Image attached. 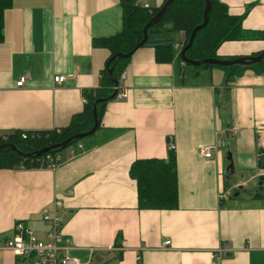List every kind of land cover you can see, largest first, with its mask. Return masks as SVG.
I'll return each instance as SVG.
<instances>
[{"label":"crops","instance_id":"0c3cea01","mask_svg":"<svg viewBox=\"0 0 264 264\" xmlns=\"http://www.w3.org/2000/svg\"><path fill=\"white\" fill-rule=\"evenodd\" d=\"M163 2L138 0L152 9ZM220 2L235 16L254 5L243 29L264 31V0ZM4 23L0 138L67 127L83 111L85 92L100 87L110 52L93 47V40L122 31L121 0H13ZM263 52V40H244L224 43L217 55L232 61ZM176 69V63H158L153 49L138 50L121 84L127 98L107 105L96 140L111 131H121L118 136L78 155L67 148L56 168L0 170V264L17 262L5 248L15 225L26 222L41 233V212L56 200L63 203L70 255L83 264H264L258 180L264 74L247 70L228 89L222 70L187 68L178 77ZM56 76L68 79L58 85ZM23 77L25 86L17 87ZM223 120L230 125L228 147L207 159L199 151L215 143ZM171 139L179 209L139 210L131 166L167 159ZM225 245L231 253L220 259Z\"/></svg>","mask_w":264,"mask_h":264},{"label":"trees","instance_id":"16d2710c","mask_svg":"<svg viewBox=\"0 0 264 264\" xmlns=\"http://www.w3.org/2000/svg\"><path fill=\"white\" fill-rule=\"evenodd\" d=\"M167 1L164 0L161 7L152 9L141 7L138 0H121L123 8L122 31L111 37L93 40V47L109 50L110 56L101 72L100 87L84 94L83 111L75 114L70 124L61 129L15 131L1 137L0 170H36L48 168L51 164L59 165L57 156L64 151L63 149L53 150L42 156H38V152L61 144L76 135L91 131L95 125V106L100 121L98 130L89 137L73 141L69 147L83 144L85 151H89L118 136L121 131H111V136H106L102 141L96 140V135L102 129L101 122L107 105L117 99V96L114 99H110V97L118 90V87L121 89L122 77L132 56L142 48L153 49L158 63H176L178 77H183L187 68L194 69L196 73L203 70H222L225 74V87L228 89L247 70L264 74V60L252 66L226 67L212 64L198 67L184 61L182 51L187 47L194 29L204 22L205 0H174L162 20L148 30L147 42L138 48L144 40L145 26L160 12ZM210 1L212 7L208 24L197 33L192 47L185 54L189 62L220 60L217 52L226 42L264 41V31L243 29V21L254 5H250L243 15L235 16L220 0ZM12 5L13 0H0V44L5 39V14ZM117 54L130 56L114 59ZM114 80L119 82L118 87L115 86ZM101 99L105 101L98 103V100ZM24 134L26 138L23 137ZM48 156L52 157V162L47 161ZM130 176L137 183L139 210L172 211L179 209V176L175 151H169L167 159L135 161L131 166ZM121 245L119 240L117 246L122 247Z\"/></svg>","mask_w":264,"mask_h":264},{"label":"built area","instance_id":"2783aa9c","mask_svg":"<svg viewBox=\"0 0 264 264\" xmlns=\"http://www.w3.org/2000/svg\"><path fill=\"white\" fill-rule=\"evenodd\" d=\"M145 8H150L145 5ZM68 78L66 76H56L54 81L58 85H62ZM122 77L121 84L123 82ZM28 78L23 77L17 82V87H24ZM118 99H126L127 93L121 91L118 87ZM26 138V135L23 136ZM260 148L264 149V132L258 133ZM230 139V125L227 121H222L221 129L216 132L215 143L212 146L201 148L199 153L207 158L213 159L215 155L222 149L228 147ZM72 148V154L78 155L85 151L83 144H77ZM176 146L171 139L169 141V151H175ZM52 157L48 156L47 161L52 162ZM57 165L51 164L48 168H56ZM230 192L221 194V198H227ZM63 203L59 200L54 201L50 206L45 207L41 212L42 222L45 229L41 232L36 231L26 222H18L13 230V234L5 241V248L11 251L16 257V264H83L79 258L70 255L72 246L69 237L64 230V218L61 214ZM171 242H165V245H170ZM231 249L225 245L219 251L220 259L229 256ZM216 257V256H215Z\"/></svg>","mask_w":264,"mask_h":264},{"label":"water","instance_id":"95a60500","mask_svg":"<svg viewBox=\"0 0 264 264\" xmlns=\"http://www.w3.org/2000/svg\"><path fill=\"white\" fill-rule=\"evenodd\" d=\"M174 0H168L166 2V4L163 6V8L160 10V12L145 26L144 28V40L142 41V43L138 46V48L145 44L148 40V30L153 27L156 23H158L159 21L162 20V18L164 17V15L166 14V12L168 11L169 7L172 5ZM206 2V7H205V11H204V22L202 25L196 27L194 29V31L192 32L190 41L187 45V47L182 51V57L184 59V61L186 63H190L192 66H202L205 64H212V65H217V66H237V65H242V66H252V65H256L261 63L264 60V53L261 54L258 57H252V58H241V59H237V60H232V61H222V60H204V61H199V62H189L187 60V58L185 57L186 52L192 47L194 39L197 35V33L205 28L208 24L209 21V13L211 11V1L210 0H205ZM130 55H122V54H117L114 56V59L117 58H128ZM111 74V73H110ZM114 84L116 87H118L119 82L114 80ZM118 91V90H117ZM117 91L114 92V94L110 97V99H114L117 96ZM105 101L104 99L98 100V103H101ZM94 113H95V125L92 128L91 131L85 133V134H79L74 136L73 138L61 143V144H57L51 147H48L46 149H43L42 151L38 152V156H42L44 154H47L53 150H57V149H63L66 150L73 141L76 140H82L86 137H89L91 135H93L99 128L100 126V121L98 118V114H97V107L95 106L94 108ZM258 168L260 171H262L263 173L258 177L259 180V184L262 186L264 185V149L263 148H259V152H258Z\"/></svg>","mask_w":264,"mask_h":264},{"label":"rangeland","instance_id":"374dc122","mask_svg":"<svg viewBox=\"0 0 264 264\" xmlns=\"http://www.w3.org/2000/svg\"><path fill=\"white\" fill-rule=\"evenodd\" d=\"M189 69L192 70L191 68H189ZM76 146H77V145H74V146H72V147L75 148ZM69 149H72V148H69ZM262 186H263V185H262ZM258 191H259V190H258ZM262 192L264 193V186L262 187V190H260V193H262Z\"/></svg>","mask_w":264,"mask_h":264}]
</instances>
